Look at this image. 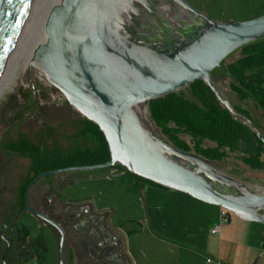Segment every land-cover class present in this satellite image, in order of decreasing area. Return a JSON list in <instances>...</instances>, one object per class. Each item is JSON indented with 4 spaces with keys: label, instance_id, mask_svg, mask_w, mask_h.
<instances>
[{
    "label": "water",
    "instance_id": "1",
    "mask_svg": "<svg viewBox=\"0 0 264 264\" xmlns=\"http://www.w3.org/2000/svg\"><path fill=\"white\" fill-rule=\"evenodd\" d=\"M35 0H0V78L14 53ZM264 38V16L220 23L186 0H45L36 36L25 51L24 78L32 73L56 88L71 110L94 123L106 141V162L39 173L25 192L26 211L64 231L32 207L29 186L41 176L119 165L133 176L218 206L247 222L264 224V184L173 146L150 121L147 103L201 80L236 121L263 143L264 135L237 111L213 70L232 52ZM33 91V86H32ZM34 99V94H33ZM252 119L260 126L251 97ZM261 127V126H260ZM12 157V156H11ZM139 184V183H138ZM0 227V234L1 229ZM6 248L1 256L5 263Z\"/></svg>",
    "mask_w": 264,
    "mask_h": 264
},
{
    "label": "rangeland",
    "instance_id": "2",
    "mask_svg": "<svg viewBox=\"0 0 264 264\" xmlns=\"http://www.w3.org/2000/svg\"><path fill=\"white\" fill-rule=\"evenodd\" d=\"M44 1L35 0L28 21L21 33L20 44L8 61L10 63H7L0 79V166L10 159L9 165L0 172V211L11 208V201L17 195L18 189L31 167L28 157L18 154L10 157L11 154L4 152V145L24 137L33 144H42L47 149H66L76 142L78 122L84 118L73 112L64 96L56 88L40 79V76L34 73L30 75L33 91L28 75L24 78V85L21 81L25 69V51L32 40L31 37L35 38L36 36V24ZM186 1L199 13L220 23L244 22L264 16V0ZM21 38L23 39L21 40ZM240 55V49L229 54L223 60L222 68L239 58ZM212 74L220 76L222 87L236 107L244 110L252 118L253 109L247 98L241 101L230 91L228 87L230 78L219 69L213 70ZM181 91L188 95L187 88ZM252 101L259 116L260 126L264 128L263 112L253 99ZM158 133L162 136L159 130ZM184 139L188 141L187 137ZM235 157V154H232L220 161H232V163L221 164L219 167L228 168L239 175L254 174L257 182L264 184V171L251 170ZM29 175L32 176L31 173ZM132 176L119 165L41 176L29 187L28 200L34 208L41 204L50 205L53 214H58L62 206V203L59 202V195L71 203L91 199L98 208L104 207L108 213H112L113 208H116L115 219L138 218L145 213L146 208L144 209L142 206L144 204L143 195L138 189L130 186V181L133 180ZM26 213L33 216L29 212ZM230 214L236 217L233 213ZM125 226L126 228L140 229L137 222H127ZM47 240L46 237L45 241L48 242ZM49 242L54 251L53 254L49 253L50 258L53 264H58V241L54 238ZM1 250L2 244H0V254Z\"/></svg>",
    "mask_w": 264,
    "mask_h": 264
},
{
    "label": "crops",
    "instance_id": "3",
    "mask_svg": "<svg viewBox=\"0 0 264 264\" xmlns=\"http://www.w3.org/2000/svg\"><path fill=\"white\" fill-rule=\"evenodd\" d=\"M132 178L146 208L138 218L115 219L116 208L108 213L91 199L71 203L60 197L64 208L58 214L46 204L64 231V264H264V224L229 213L219 233L211 234L220 207ZM33 216L24 211L14 218L15 249L24 255L12 264H53L49 240L58 241V233ZM127 222L140 229L126 228Z\"/></svg>",
    "mask_w": 264,
    "mask_h": 264
},
{
    "label": "trees",
    "instance_id": "4",
    "mask_svg": "<svg viewBox=\"0 0 264 264\" xmlns=\"http://www.w3.org/2000/svg\"><path fill=\"white\" fill-rule=\"evenodd\" d=\"M239 49L240 57L221 71L230 78L228 87L239 100L244 101L248 97L254 100L263 112L264 122V38ZM187 93H170L147 103L149 119L161 135L173 146L193 152L208 161L220 162L235 154V158L249 169L264 171L263 143L246 125L232 118L203 81L193 82L187 87ZM233 107L249 117L264 135V128L258 126L244 110ZM75 139L76 142L66 149H47L24 137L4 145L5 149L28 157L31 161L29 173L17 192L15 214L23 211L27 186L40 172L99 164L108 160L109 152L103 134L86 118L78 122ZM36 209L58 223L46 204Z\"/></svg>",
    "mask_w": 264,
    "mask_h": 264
},
{
    "label": "flooded vegetation",
    "instance_id": "5",
    "mask_svg": "<svg viewBox=\"0 0 264 264\" xmlns=\"http://www.w3.org/2000/svg\"><path fill=\"white\" fill-rule=\"evenodd\" d=\"M4 152H8L9 154H11V156L17 155V153L12 152V151L7 150V149H5ZM9 162H10V159H8L6 162L2 163V165L0 166V172H2L9 165ZM35 182L36 181H34L31 185H33ZM17 195H18V193H17ZM17 195L11 201V204H12V206H10L11 208L0 211V227L3 226L1 229V234H0V244H2V250H1V254H0V264H12L16 259H18L19 257L21 258V256L24 255V254H22L23 252L21 251L20 248L15 249V237H14V231L12 228L14 218L17 215V214H15V212L17 210V209H15V206H17V200H18ZM59 198H60V195H59ZM61 208H64V207L62 206ZM5 240H8L9 248H8V251L5 255V263H2L1 256H2V254L6 248Z\"/></svg>",
    "mask_w": 264,
    "mask_h": 264
},
{
    "label": "built area",
    "instance_id": "6",
    "mask_svg": "<svg viewBox=\"0 0 264 264\" xmlns=\"http://www.w3.org/2000/svg\"><path fill=\"white\" fill-rule=\"evenodd\" d=\"M228 214L229 212L227 210L220 208L218 220L210 229L211 234L219 233L221 226L227 222Z\"/></svg>",
    "mask_w": 264,
    "mask_h": 264
},
{
    "label": "bare ground",
    "instance_id": "7",
    "mask_svg": "<svg viewBox=\"0 0 264 264\" xmlns=\"http://www.w3.org/2000/svg\"><path fill=\"white\" fill-rule=\"evenodd\" d=\"M42 3H43V2H42ZM41 6H43V5H41ZM38 17H39V16H38ZM23 37H24V36H23ZM22 39H23V38H21V40H22ZM31 39H32V40H30V41L33 42L34 39H35L34 36H32ZM31 42H30V43H31ZM19 44H20V41H19L18 44L16 45L15 50L18 48ZM15 50H14V52H15ZM11 61H12V60H11ZM9 63H10V62H9ZM9 63H8V64H9ZM6 66H7V65H6ZM0 79H1V78H0Z\"/></svg>",
    "mask_w": 264,
    "mask_h": 264
}]
</instances>
